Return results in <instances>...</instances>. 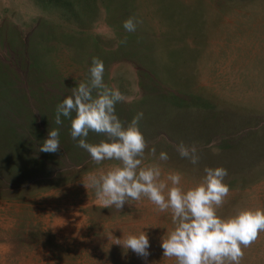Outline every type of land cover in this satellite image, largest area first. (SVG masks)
I'll list each match as a JSON object with an SVG mask.
<instances>
[{"label":"rangeland","instance_id":"rangeland-1","mask_svg":"<svg viewBox=\"0 0 264 264\" xmlns=\"http://www.w3.org/2000/svg\"><path fill=\"white\" fill-rule=\"evenodd\" d=\"M129 17L140 21L134 32L123 28ZM93 57L128 97L115 106L120 120L143 113L142 166L161 179L178 172L185 191L223 167L229 193L217 214L264 209V0H0V264H176L160 248L170 210L145 197L105 207L89 177L120 162L96 163L70 119L55 123ZM51 129L60 148L40 152ZM181 143L196 147L197 164ZM141 233L146 259L121 246ZM241 248L239 264H264V231Z\"/></svg>","mask_w":264,"mask_h":264},{"label":"clouds","instance_id":"clouds-1","mask_svg":"<svg viewBox=\"0 0 264 264\" xmlns=\"http://www.w3.org/2000/svg\"><path fill=\"white\" fill-rule=\"evenodd\" d=\"M139 23L129 17L123 22V28L134 32ZM88 72V81L76 84L71 94L57 105L55 123L60 125L61 117L70 119L72 139L96 163L120 162L106 173L89 177L97 198L105 207L122 209L127 200L139 201L145 197L160 212L170 210L174 228L161 239L160 248L164 257H175L176 264H239L243 255L241 246L247 247L264 231V209H240L229 217L217 214L216 209L229 193V186L224 182L228 172L223 167L205 168L200 183L185 191L179 186L178 172L161 179L158 166H142L147 146L139 128L143 113H137L125 125L116 114L115 106L128 97L104 83V64L100 59L92 58ZM89 132L105 134L107 139L98 144L88 143ZM59 135L58 129L48 130L39 151L56 153L60 148ZM150 152L156 155L155 148ZM178 152L193 165L198 163L195 146L189 148L181 143ZM158 159L168 160L167 153L161 151ZM121 246L144 259L150 255L149 237L144 233L129 235Z\"/></svg>","mask_w":264,"mask_h":264}]
</instances>
